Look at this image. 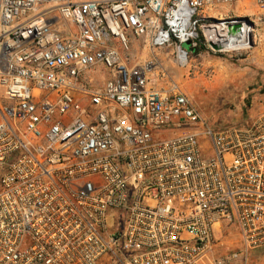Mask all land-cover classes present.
<instances>
[{"label":"built area","instance_id":"built-area-1","mask_svg":"<svg viewBox=\"0 0 264 264\" xmlns=\"http://www.w3.org/2000/svg\"><path fill=\"white\" fill-rule=\"evenodd\" d=\"M252 2L0 0V264L264 253V109L210 124L162 58L129 54L237 58L258 24L229 11ZM226 227L240 246L218 255Z\"/></svg>","mask_w":264,"mask_h":264},{"label":"rangeland","instance_id":"rangeland-1","mask_svg":"<svg viewBox=\"0 0 264 264\" xmlns=\"http://www.w3.org/2000/svg\"><path fill=\"white\" fill-rule=\"evenodd\" d=\"M253 17L258 24V43L254 49L237 58L197 56L189 65L182 69L174 61L165 57V51L149 52L140 40L132 39L129 51L133 63L143 62L146 59L159 57L164 60L165 68L182 90L194 101L201 114L211 124H221L238 120L239 115H246V111L254 96V87L257 76L252 69L254 62L247 63L252 54L264 57V7L257 3H245L236 6L231 13ZM184 49L194 53L189 44ZM152 78L155 80L156 75ZM163 82L157 81L156 84ZM219 240L218 255H228L237 251L239 237L234 228H224L223 235H216ZM248 264H264V253H254L249 257Z\"/></svg>","mask_w":264,"mask_h":264},{"label":"crops","instance_id":"crops-1","mask_svg":"<svg viewBox=\"0 0 264 264\" xmlns=\"http://www.w3.org/2000/svg\"><path fill=\"white\" fill-rule=\"evenodd\" d=\"M241 13L242 11H239V14ZM245 61L250 64L251 62H254V68L252 69V71L254 72V76H257V80L253 90L254 96L251 101L252 109L249 113V115L253 117L257 114L258 111L264 109V57L261 54H252L247 59H245ZM261 89L262 91H260ZM243 116V114L239 115L238 119Z\"/></svg>","mask_w":264,"mask_h":264},{"label":"water","instance_id":"water-1","mask_svg":"<svg viewBox=\"0 0 264 264\" xmlns=\"http://www.w3.org/2000/svg\"><path fill=\"white\" fill-rule=\"evenodd\" d=\"M215 50H218V48L216 46H212Z\"/></svg>","mask_w":264,"mask_h":264}]
</instances>
